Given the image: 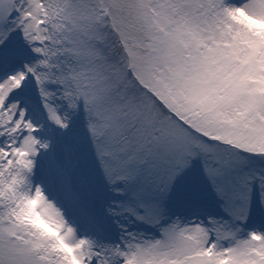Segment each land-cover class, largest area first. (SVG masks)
I'll use <instances>...</instances> for the list:
<instances>
[{
  "label": "snow or ice",
  "instance_id": "1",
  "mask_svg": "<svg viewBox=\"0 0 264 264\" xmlns=\"http://www.w3.org/2000/svg\"><path fill=\"white\" fill-rule=\"evenodd\" d=\"M0 264H264V0H0Z\"/></svg>",
  "mask_w": 264,
  "mask_h": 264
}]
</instances>
